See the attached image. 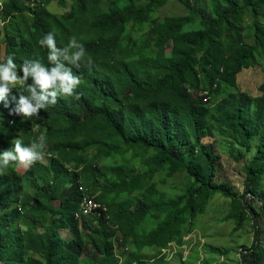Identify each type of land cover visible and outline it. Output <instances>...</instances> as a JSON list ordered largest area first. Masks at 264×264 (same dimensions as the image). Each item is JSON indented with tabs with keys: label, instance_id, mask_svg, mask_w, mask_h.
I'll use <instances>...</instances> for the list:
<instances>
[{
	"label": "trees",
	"instance_id": "trees-1",
	"mask_svg": "<svg viewBox=\"0 0 264 264\" xmlns=\"http://www.w3.org/2000/svg\"><path fill=\"white\" fill-rule=\"evenodd\" d=\"M171 1L187 14L159 18ZM52 2L65 14L49 11ZM200 3L2 4L0 63L12 54L18 65L35 58L48 65L38 40L52 32L58 47L76 36L94 65L73 69L82 80L79 100L60 97L39 119L9 115L20 86L8 108L0 103V151L16 138L25 145L46 138L40 162L21 174L10 164L0 175V264H167L161 249L189 244L191 238H184L216 195L229 201L223 221L231 220L235 231L252 221L253 240L241 250V264H264V83L255 97L231 92L213 101L221 83L237 88L243 70L255 68L264 52V0H209V13L198 11ZM247 14L252 43L244 33ZM197 19L198 29H188ZM206 90L209 99L200 95ZM216 127L235 134L249 156L240 195L220 177ZM180 173L187 178L183 193L157 189ZM79 183L105 212L74 218ZM65 229L70 240L61 235ZM149 249L154 256L146 255ZM207 249L193 248L185 260L179 253L178 263L212 264L228 255Z\"/></svg>",
	"mask_w": 264,
	"mask_h": 264
},
{
	"label": "rangeland",
	"instance_id": "rangeland-1",
	"mask_svg": "<svg viewBox=\"0 0 264 264\" xmlns=\"http://www.w3.org/2000/svg\"><path fill=\"white\" fill-rule=\"evenodd\" d=\"M7 1L10 0H0V14L2 10V4ZM66 1L68 4V0ZM109 1L112 0H106V2ZM116 1L120 4H126L131 0ZM132 1H134L137 5L142 6L146 5L150 0ZM48 10L56 14H65V8L59 6L55 2H52L48 6ZM198 11L200 13H209V0H201V3L198 6ZM186 14L187 11L180 3L171 1L167 7L163 8L159 12L158 17L163 19L172 15ZM259 18L264 22V12ZM251 24L252 19L250 15L247 14L244 17L243 26L245 28V36H247L246 42L248 43H252L251 37L253 30L251 28ZM198 27L199 22L197 19V21L191 27L189 26L188 29L196 30ZM166 54L167 56H170V48ZM257 61L258 62L255 68L243 70L238 78L237 88H230L226 84L221 83L218 92L214 95L213 101L216 103L220 101L224 95L231 92H242L252 97L257 96L260 93V87L262 83H264V52L260 51L258 53ZM214 140V148L221 155L222 159V170L220 172V177L229 180L233 190L240 195L243 192V165L245 159H247L249 156L245 153V149L239 144L237 136L230 131L216 127L214 129ZM17 171L20 174L25 172V170L20 167H18ZM186 179V176L183 173H180L176 175L171 181H168L167 184L160 188L158 187L157 189L160 192H163L165 195L171 196L177 193L181 194L183 193V185L186 182ZM173 188L175 189L172 190ZM228 207L229 201L227 199L220 195L214 196L211 202L206 206L204 213L197 218L196 230L188 236L191 238L189 244L183 246L181 249H178L174 244L175 246L171 250V252H174L173 257L167 260V264H179L176 256L177 254L181 253L182 260H185L191 249L196 248L198 251H201L203 247L206 249H225L228 251V255L222 257L220 261H223L226 264H241V250L251 245L254 229L252 226V221L250 220H247L243 228L237 231L234 230V223L231 220L223 221ZM259 221L264 232V215L259 217ZM149 223L150 221L145 222L142 225V228L147 230ZM61 233L64 237H72V235L70 233L68 234V232L61 231ZM154 253L155 250L153 249L146 251V255L148 256H154ZM203 256L204 255L202 254L201 258ZM199 263L200 260L197 261V264ZM212 264H219V261L213 262Z\"/></svg>",
	"mask_w": 264,
	"mask_h": 264
},
{
	"label": "clouds",
	"instance_id": "clouds-1",
	"mask_svg": "<svg viewBox=\"0 0 264 264\" xmlns=\"http://www.w3.org/2000/svg\"><path fill=\"white\" fill-rule=\"evenodd\" d=\"M38 45L47 49L48 65L40 58L25 59L18 65L12 54L0 63V103L8 108L13 89L20 86L22 94L9 115H19L25 120L39 119L40 111L56 105L60 97L79 100L77 89L82 80L73 69L94 65L92 56L76 36L70 37L66 46L58 47L55 34L50 32L38 40ZM11 144L10 149L0 151V175L10 164L28 170L44 158L46 138L43 135L27 145L19 138Z\"/></svg>",
	"mask_w": 264,
	"mask_h": 264
},
{
	"label": "built area",
	"instance_id": "built-area-1",
	"mask_svg": "<svg viewBox=\"0 0 264 264\" xmlns=\"http://www.w3.org/2000/svg\"><path fill=\"white\" fill-rule=\"evenodd\" d=\"M200 95L207 96L206 99H209V91L208 90L200 92ZM78 192L80 194V202L78 204L77 211L74 213L75 219H81L83 217L87 218L90 215L95 214L96 212H99V211L105 212L106 211V207L101 206L100 204L96 203L94 198L90 196L91 195L90 190L87 187L83 186L81 183L78 184ZM19 207H20V205H19ZM188 236H186V237H188ZM185 238H184V240H187L190 237H188L187 239H185ZM174 246H175L174 243H168L167 247L161 249V256L164 255L166 260L173 257L174 252H171V250ZM183 246H185V245H183ZM222 262L223 261H219V264H221Z\"/></svg>",
	"mask_w": 264,
	"mask_h": 264
},
{
	"label": "crops",
	"instance_id": "crops-1",
	"mask_svg": "<svg viewBox=\"0 0 264 264\" xmlns=\"http://www.w3.org/2000/svg\"><path fill=\"white\" fill-rule=\"evenodd\" d=\"M62 231H65V232H68V234L70 233L67 229H65V230H62ZM61 235H62V233H61ZM67 236V235H66ZM62 237L64 238V239H66V240H70L71 239V237H64L63 235H62Z\"/></svg>",
	"mask_w": 264,
	"mask_h": 264
}]
</instances>
